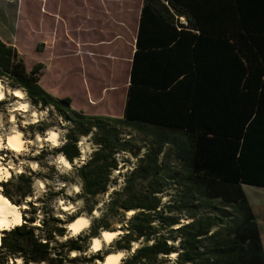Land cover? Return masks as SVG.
Wrapping results in <instances>:
<instances>
[{
  "label": "trees",
  "instance_id": "trees-1",
  "mask_svg": "<svg viewBox=\"0 0 264 264\" xmlns=\"http://www.w3.org/2000/svg\"><path fill=\"white\" fill-rule=\"evenodd\" d=\"M43 66L29 69L0 37V80L64 124V143L44 146L38 163L46 153L65 157L72 168L60 175L63 187L79 186L91 215L119 155L136 162L77 235L68 224L81 215L53 214L55 191L28 200L39 173L2 182L6 202L27 206L22 223L2 231L0 264H96L119 251L128 253L120 264H264L242 188L264 187V0H143L122 116L85 113L55 96L40 84ZM52 127L42 120L27 128L34 138ZM89 135L94 149L76 164ZM117 217L123 232L91 252Z\"/></svg>",
  "mask_w": 264,
  "mask_h": 264
},
{
  "label": "rangeland",
  "instance_id": "rangeland-1",
  "mask_svg": "<svg viewBox=\"0 0 264 264\" xmlns=\"http://www.w3.org/2000/svg\"><path fill=\"white\" fill-rule=\"evenodd\" d=\"M140 1L0 0V37L17 49L29 69L36 63L44 64L40 84L55 96L71 97L72 106L85 113L122 116L129 84L131 64L128 68V63L131 62L127 59H129L131 49L120 48L121 39L119 38L111 47L116 50L114 52L116 59L105 60L100 57L102 50L97 46L98 42L110 30L114 31L110 25L105 23L106 18L103 17L102 6L105 7L106 3L115 15L119 11L118 14L122 17L127 14L131 16L128 32L125 34L122 32L120 35L129 41L128 46L132 48L131 41L136 30V25L132 24L134 19L132 14L135 11L133 7L137 6ZM119 15L116 20L120 17ZM114 28L120 29V26L116 25ZM112 35L114 34L107 35V38ZM120 35L115 36L120 37ZM76 42H81L79 47H75ZM103 44L105 42L100 43L102 47ZM15 90L13 91L0 80V91L3 93L0 99V142L2 143L0 167L10 170L8 176L1 175L0 192L3 188L2 182L9 180L13 175L27 170L35 171L39 173V176L33 184L34 195L29 199L36 201L38 197H42L46 191L52 189L58 194L55 200L50 201L53 214L62 219L80 214L88 217L91 223L94 217L101 216L112 190L122 185L123 175L135 166V158L125 154L119 155V169L113 173L108 192L96 196L95 210L89 215L86 202L79 195L81 188L72 183H67L63 187L60 175L71 170V163L64 165L62 156L47 153L41 164L35 159L45 148L44 146L48 144L60 146L64 143V124L55 113L49 112V108L40 110L31 104L23 90L24 95L22 96H17ZM42 120L53 124L54 127L46 131L45 137L35 135L33 138V134L27 127L29 124ZM50 131L58 134L54 141L49 139ZM19 133L25 144L18 152L11 150L6 140L10 135ZM134 134L136 133L133 132L132 135ZM90 137L89 135L81 138L79 146L82 154L80 160L75 161L76 164L83 163L94 149ZM242 188L252 207H264V187L242 185ZM2 197L4 199L3 194ZM36 204L39 205V203ZM26 206H18L20 210L17 208L21 215L19 224L23 221L21 213ZM38 215L40 218L37 224L42 218L41 214ZM121 221L120 217L113 219L111 229L118 233L123 232ZM260 222L262 223L261 220ZM69 225L70 223L68 227ZM262 228L261 238L264 245V225ZM3 230L0 229V236ZM102 248L101 245L99 250ZM99 250L93 249L92 246L93 252ZM104 261L97 260L96 264H103Z\"/></svg>",
  "mask_w": 264,
  "mask_h": 264
},
{
  "label": "bare ground",
  "instance_id": "bare-ground-1",
  "mask_svg": "<svg viewBox=\"0 0 264 264\" xmlns=\"http://www.w3.org/2000/svg\"><path fill=\"white\" fill-rule=\"evenodd\" d=\"M15 94L16 95L19 94L17 96H22L24 95V92L22 90H15ZM2 95L3 93L0 91V99L2 98ZM57 135L58 134L56 132L50 131L48 136L50 140L54 141ZM7 139L8 140L6 141H7L8 147L11 150L13 149L18 152L23 148L25 144L24 143L25 141L22 138L21 133L10 135ZM1 144L2 143L0 142V146ZM61 159L64 165H69V162L67 161L65 157L62 156ZM3 174L5 176H8L10 174V170L8 168L1 166L0 167V177L1 175L3 176ZM20 222H21V215L19 211L17 210V208H14L11 205H9V203H7L3 199L2 194L0 192V229H10L13 226L18 225ZM89 223H90V219L84 215H81V216L76 217L70 223L68 228L70 229L69 231L72 233V235H76L82 230H84L85 228H87L89 226ZM106 234H107V238H106ZM117 234H118V231H103L99 237L93 238L92 240L93 249L99 250L103 241L106 243H111V241H113V239L117 236ZM123 253H124L123 251H120V252H114V253L107 254L103 264H120V260L123 257Z\"/></svg>",
  "mask_w": 264,
  "mask_h": 264
},
{
  "label": "crops",
  "instance_id": "crops-1",
  "mask_svg": "<svg viewBox=\"0 0 264 264\" xmlns=\"http://www.w3.org/2000/svg\"><path fill=\"white\" fill-rule=\"evenodd\" d=\"M142 6H143V0H141L139 2V4L135 7H133L135 9L134 13L132 14V16L134 17L133 19V22L132 24L134 23L136 25V30L134 32V35H133V39H132V48L131 46L129 47L128 45L129 44V41L126 40V38L122 37V35H120L122 32L123 34L127 33L129 28H130V18L131 16H129V14H127L125 17H122L121 15H119V11H117V14L115 15L112 10L109 8V6H107V4L105 3V7L102 6V10H103V17L106 18L105 19V23L110 25L111 29H114V31L110 30L108 33H106V36L104 35L103 37H101V40L98 42L97 46L99 47V49H101L102 51L100 52L102 56L100 57H103V59L105 60H109V59H116V55H114V52H116V50H114L112 47V45L117 41V39H121V44H120V48L124 49V48H128V49H131V53H129V60L128 62H131L132 61V57H133V54H134V50L136 49V38H137V33H138V27H139V21H140V13H141V9H142ZM119 7V5H118ZM128 8V7H127ZM121 9V7H120ZM117 15H119L120 17H118V20H116V17ZM116 25L120 26V29H117V28H114L116 27ZM109 34H114L112 36H109L107 38V35ZM115 35H120V37H116ZM124 39V40H123ZM102 42H105V44H103V47L102 45H100V43ZM77 43V46L75 47H79V44H81V42H76ZM82 46V45H81ZM83 46H86V45H83ZM119 49V48H118ZM121 51V50H120ZM99 52V51H98ZM98 55V53H97ZM125 59V57H124ZM131 63H128V68H129V65ZM131 67V65H130ZM253 208V211L255 213V216H256V219H257V223L259 225V228H260V233H262V230H263V225H264V207H258V208H255V207H252ZM260 220L262 221V223L260 222ZM70 230V229H69ZM70 232V231H69ZM262 236V235H261ZM110 243H106V242H102V247H105L106 245H109ZM90 251H92V243L90 245ZM125 256V253H123V257ZM120 263H121V260H120Z\"/></svg>",
  "mask_w": 264,
  "mask_h": 264
},
{
  "label": "snow or ice",
  "instance_id": "snow-or-ice-1",
  "mask_svg": "<svg viewBox=\"0 0 264 264\" xmlns=\"http://www.w3.org/2000/svg\"><path fill=\"white\" fill-rule=\"evenodd\" d=\"M17 95H19V94H17ZM0 178H2V177H0ZM106 238H107V234H106ZM97 243H99V242H97Z\"/></svg>",
  "mask_w": 264,
  "mask_h": 264
},
{
  "label": "water",
  "instance_id": "water-1",
  "mask_svg": "<svg viewBox=\"0 0 264 264\" xmlns=\"http://www.w3.org/2000/svg\"><path fill=\"white\" fill-rule=\"evenodd\" d=\"M29 200H31V199H29ZM119 234V233H118Z\"/></svg>",
  "mask_w": 264,
  "mask_h": 264
}]
</instances>
